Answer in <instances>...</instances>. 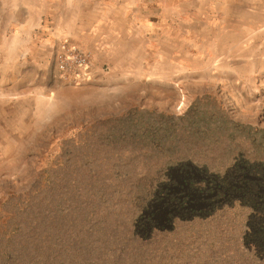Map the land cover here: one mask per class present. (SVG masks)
Returning <instances> with one entry per match:
<instances>
[{
	"label": "rangeland",
	"instance_id": "obj_1",
	"mask_svg": "<svg viewBox=\"0 0 264 264\" xmlns=\"http://www.w3.org/2000/svg\"><path fill=\"white\" fill-rule=\"evenodd\" d=\"M259 34L260 40H254L259 55H247L248 64H232L233 59L228 54L215 70L205 71L195 78L182 76L184 86L179 102L174 106L165 101L160 109L149 107V102L144 108L132 107L129 102L127 105L102 104L98 98L101 93L95 98L82 89L91 77L80 85L61 78L57 52L59 43L68 41L67 38L58 39L47 46V50L41 48L36 55L5 54L0 63V219L6 217L5 209L11 210L13 199L30 191L42 171L57 160L65 145L69 146V141L77 140L97 122L123 116L134 108L176 117L202 99L198 97L210 95L215 97L211 98L216 101L215 107L223 110L231 123L220 128L212 123L208 127L200 124V140L182 144L187 158L217 174L224 173L237 158L264 160V29ZM249 35L254 37V33ZM250 39L245 38L246 49L251 48H248ZM3 41V46H10V39ZM69 43L86 53L73 42ZM41 44L38 40V45ZM86 54L91 60L92 74V56ZM93 149L99 152L93 154L82 144L75 153L69 147L65 150L66 164L70 165L66 171V185H69L60 207V226L66 234L60 240L51 236L49 241L52 245L69 244L67 264H80L86 254L85 247L109 249L108 264H128L131 259L120 251L134 212L129 193L114 190L106 192L103 200L98 195L87 200L82 190H73V182L92 177L86 174L85 168V156H91L95 165H111L115 169L103 175L95 172L94 176L122 182L128 191L135 181L152 177L149 170H154L155 160L150 165L142 153L128 149L110 150L103 145ZM56 212L50 214L51 220ZM88 212H91L89 218L83 219V216L88 217ZM248 213L246 208L233 204L206 218L177 223L173 232L146 245L144 255L147 257L143 258L149 261L143 263L253 264L241 245ZM85 230L92 234L88 240L84 239ZM115 255H121L123 260L116 261Z\"/></svg>",
	"mask_w": 264,
	"mask_h": 264
},
{
	"label": "trees",
	"instance_id": "obj_2",
	"mask_svg": "<svg viewBox=\"0 0 264 264\" xmlns=\"http://www.w3.org/2000/svg\"><path fill=\"white\" fill-rule=\"evenodd\" d=\"M198 98L202 99L196 100L181 116L134 108L123 116L97 122L77 140L69 141V146L65 145L57 160L42 171L30 191L13 199L11 210L5 209L6 217L0 219V264H67L69 244L52 245L49 238L60 240L66 234L60 226V207L69 185L66 171L70 165L66 164L65 150L69 147L75 153L81 144L93 154L99 152L94 147L103 145L110 150L138 151L150 165L155 160L154 170H149L152 177L135 181L128 191L122 182L94 176L95 172L103 175L115 169L111 165H95L91 156H85V168L92 177L73 182V190H82L87 200L93 195L102 199L108 191L129 193L134 212L120 251L131 259L128 264L148 262L149 259L143 258L147 257L146 245L173 232L177 223L206 218L233 204L249 211L242 247L253 264H264V160L237 158L222 174L212 173L189 160L182 144L200 140V124L212 123L220 128L231 123L227 114L215 107L216 101L211 99L215 97ZM52 211L57 212L51 220ZM90 215L88 212L83 219ZM91 237L85 230L84 239ZM85 253L80 264H108L107 248L85 247ZM115 258L123 260L121 255Z\"/></svg>",
	"mask_w": 264,
	"mask_h": 264
},
{
	"label": "crops",
	"instance_id": "obj_3",
	"mask_svg": "<svg viewBox=\"0 0 264 264\" xmlns=\"http://www.w3.org/2000/svg\"><path fill=\"white\" fill-rule=\"evenodd\" d=\"M263 25L264 0H0V63L67 38L92 56L82 89L102 104L157 109L179 102L182 76L215 70L228 54L248 64Z\"/></svg>",
	"mask_w": 264,
	"mask_h": 264
},
{
	"label": "built area",
	"instance_id": "obj_4",
	"mask_svg": "<svg viewBox=\"0 0 264 264\" xmlns=\"http://www.w3.org/2000/svg\"><path fill=\"white\" fill-rule=\"evenodd\" d=\"M89 55L79 51L64 40L59 43L57 52L58 72L61 78L74 85H80L91 77L92 64Z\"/></svg>",
	"mask_w": 264,
	"mask_h": 264
}]
</instances>
